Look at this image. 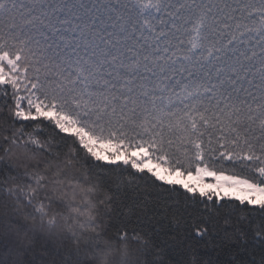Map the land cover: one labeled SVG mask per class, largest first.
I'll use <instances>...</instances> for the list:
<instances>
[{
    "label": "snow or ice",
    "instance_id": "1",
    "mask_svg": "<svg viewBox=\"0 0 264 264\" xmlns=\"http://www.w3.org/2000/svg\"><path fill=\"white\" fill-rule=\"evenodd\" d=\"M0 264H264V0H0Z\"/></svg>",
    "mask_w": 264,
    "mask_h": 264
}]
</instances>
